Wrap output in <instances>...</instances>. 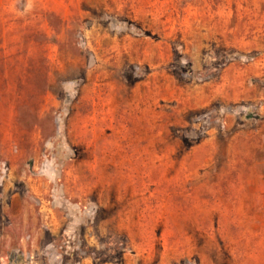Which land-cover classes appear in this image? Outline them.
<instances>
[{"label": "rangeland", "instance_id": "rangeland-1", "mask_svg": "<svg viewBox=\"0 0 264 264\" xmlns=\"http://www.w3.org/2000/svg\"><path fill=\"white\" fill-rule=\"evenodd\" d=\"M0 264H264V0H0Z\"/></svg>", "mask_w": 264, "mask_h": 264}, {"label": "trees", "instance_id": "trees-1", "mask_svg": "<svg viewBox=\"0 0 264 264\" xmlns=\"http://www.w3.org/2000/svg\"><path fill=\"white\" fill-rule=\"evenodd\" d=\"M20 112H22L23 114H26L29 118V120H27V123H26L27 127L30 128L32 125H34V126L38 125L39 126L41 124V119H37V117L35 118L33 116H30L27 107L23 106L22 109L20 110ZM22 117L23 116H21V115L18 117L19 118L18 122L23 126L26 120H25V118H22Z\"/></svg>", "mask_w": 264, "mask_h": 264}]
</instances>
